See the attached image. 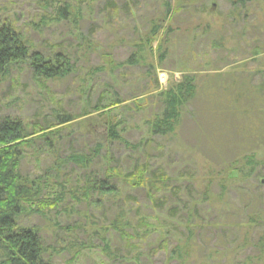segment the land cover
<instances>
[{"label":"rangeland","instance_id":"rangeland-1","mask_svg":"<svg viewBox=\"0 0 264 264\" xmlns=\"http://www.w3.org/2000/svg\"><path fill=\"white\" fill-rule=\"evenodd\" d=\"M54 1L0 0V25H14L42 53L59 46L75 53L78 36L82 35L85 42L84 48L78 50L80 56L89 57L88 64L103 68V72L96 76L82 63L84 81L81 73L78 80H74L77 75L64 81L43 82V87L32 79L26 66L16 68L13 76L0 81V118L10 116L27 123L50 124L60 112L78 115L83 109L92 111L100 97L122 99L126 101L122 107L127 110L117 112L121 127L126 129L122 143L110 144L107 140L106 125L114 110H106L70 123L64 132L69 136H64L58 155H48L45 139L33 146L38 156L34 149H27L21 172L36 179L28 187L38 191L40 198L50 200L64 187V200L58 209L42 215L33 206L19 217L22 228H37L41 233L49 247L44 260L52 264H264V257L253 247L264 234V225L241 230L225 228L230 221L242 223L257 216L264 224L261 123L246 114L244 108H248L247 102L251 105V98H238L236 102V98L218 89L216 100L212 96L209 103L203 100L210 84L231 87L235 80L236 84H246L256 104L264 109V9L259 11L258 5L257 12L250 11L246 19L233 22L225 0H167L173 11L185 6L170 19L163 0H117L120 8L129 2L131 13L120 9L119 17L109 23L110 20H98L106 0H64L71 5L68 20L55 22L51 21L55 12L50 6ZM153 25L162 31L148 45ZM169 27L172 32L166 36ZM245 27L248 30L243 31ZM135 45L144 48L137 55L138 64L123 66L135 52ZM164 51L167 54L160 60ZM253 53H258L257 57ZM105 55H110L112 64L106 62ZM185 77L194 79L199 91L197 99L183 112L174 134L151 136L147 122L155 119L156 112H162V100L157 95L181 84ZM213 78L217 82L213 83ZM156 80L157 92L137 96L154 88ZM259 87L260 93L255 92ZM236 122L245 124V133H232L230 137L227 129ZM252 128L255 130L251 133ZM97 144L102 145V150L89 171L63 163V157L73 150L83 149L86 154ZM107 167L114 173L108 177L113 175V183L122 188L120 199L98 201V196L93 195L89 202L76 203L71 193L78 191L79 195L86 173L99 175ZM49 173L52 174L46 178ZM138 181H146V187L136 188ZM149 181H164L166 188L180 192L176 195L182 200L189 197L195 201V210L207 217L210 225L203 232L188 226L174 229L167 214L169 207L176 206L175 201L161 190L158 197L166 201V210L158 212L148 195ZM186 214V210L180 212V216ZM118 217L125 219L132 230L151 233L150 238L146 236L148 240L136 246L142 253L139 261L131 260L134 256L129 258L128 247L111 227ZM189 230L194 235L193 247L186 242ZM170 238L173 245H181L180 257L172 261L160 247Z\"/></svg>","mask_w":264,"mask_h":264},{"label":"trees","instance_id":"trees-1","mask_svg":"<svg viewBox=\"0 0 264 264\" xmlns=\"http://www.w3.org/2000/svg\"><path fill=\"white\" fill-rule=\"evenodd\" d=\"M120 1L122 2V0ZM225 1L231 8L229 18H231L233 22H237L239 18L243 20L246 19V17H248V15L251 13L250 11L257 12L258 5L259 11L264 9V0ZM55 2L58 4H55ZM163 2L167 14L171 16L170 19H173V14H179L185 10V6H180L173 11L170 3H168L167 0H163ZM69 4L70 3H66L64 0H55L53 4H50V6L52 5V10L55 12V17H53L51 21H67L69 17L68 11L71 7ZM101 8L102 9L99 12L98 20L102 22L105 20H110L109 23H111L112 20L119 17L120 9L123 8L126 14L131 13L129 2L127 1L124 2L123 8H120L117 0H106ZM205 11L206 10H203V12ZM88 15L92 18L91 11ZM82 19L84 20V18ZM252 28L255 30L258 29V27ZM246 30H248L247 27L243 28V31ZM161 31L162 30L160 27H158V25H153L150 30L151 37L148 39L147 44L152 45L154 39L161 33ZM171 32L172 29L169 27L165 32L166 36ZM73 37L76 38L75 35H73ZM78 39L79 40L75 53L71 52L67 48L60 49L61 46L58 48L53 47L52 51L49 53H42L36 50L35 46L30 43L19 31H17L14 25L8 22H2L0 25V81L6 77L13 76L15 72L14 69L19 67L24 68V66H26L30 71L32 79L43 87L45 86L42 84L43 82L48 84L49 82L64 81L65 79L75 77L77 75V78L74 80H78L81 78V73L83 75L84 81L85 67L88 68V70L93 71L96 76H98L101 72H103V68L92 67L88 64L89 57L86 58L84 55L80 56V52H78V50L81 51L84 48L83 44L85 39L82 35H79ZM135 48V52L131 55V57L128 58L123 66H135L138 64L139 60L137 55L141 54L144 48L142 45H135ZM87 49L89 48L87 47ZM158 49L161 50V46H159ZM166 54V51L162 52L160 54V60L164 59ZM253 54L254 57H257L258 53ZM105 57L107 63H113L110 55H105ZM81 58L85 61L82 62L83 60L81 61ZM78 63L80 65H78ZM82 63H84L85 67ZM151 68L152 67H149L150 71ZM212 81H214L213 83L217 82L214 78ZM236 83L237 82L234 80L230 85L231 87L223 86V88L220 87L219 84H216L215 86L209 83L210 86L208 84V94H206L208 96H203V100L206 98L208 99L206 102L209 103L211 96L214 98V100H216L217 96L215 95V91L218 89H222V92L229 93L230 96L234 98V100L236 98V102L238 98H251V105H249L247 102L246 107L248 108L244 109L250 119L255 117L257 122L261 123L260 130L264 132V109L260 108L256 104V99L252 98L253 93L250 94V88H247L246 84ZM155 84L156 85L154 88L146 89L143 92L137 94V96H142L148 92H157L159 89V83L157 80L155 81ZM93 87H95V85H91V88ZM260 91L261 89L259 87L258 91L255 92L260 93ZM198 92L199 91L197 85L194 83V79L185 77L181 84L177 85L176 87H171L165 92L159 93L157 96L160 100H162V112H156L155 119L153 121L149 120L147 122L151 136H166L174 134L176 128L181 125L183 112L193 105L198 97ZM254 95L256 94L254 93ZM130 100L133 99L130 98ZM125 103L126 101L119 98L105 100V98L100 97L97 104L94 106V108H92V111H84L83 109L78 115L60 112L57 117L53 118L54 120L50 122V124L46 122L44 125H42L44 122L41 124L27 123L19 118H12L10 116L0 118V264H52L50 261L44 260L46 254L49 251V247L45 245L44 239L41 236L39 230L37 228H22V226L19 225V217L25 211H29L33 206H35L38 209V213L42 215H45V211L58 209L59 204L64 200V187H61L59 192H57V197L53 200L48 198L46 199L43 196L40 198L38 191L28 187L30 185V181H35L36 179H32L30 176L23 175L21 172L22 162L28 153L27 149H34L35 155L36 150L33 148V146L36 144V141L45 139V144H47V148L50 152L48 155L51 154L50 156H52L53 152H55V155H58L61 143L63 139H65L64 136H66V138L69 136V134L64 135V132L68 131L67 126L70 123L82 117L91 115L92 113H98L106 110H114L109 113L110 117L106 125L107 140L110 144L122 143L125 138L126 129L124 126L121 127L122 121L118 120L117 112L120 111L122 113V110H127L122 107V105ZM129 109H131V107H129ZM114 113H117V115H113ZM213 119L219 120L221 118L213 117ZM235 119L238 122V119ZM237 122L232 124L230 129H227L228 131L230 130L227 134L228 136L231 137L232 133L234 135H237L238 133H245V124L243 122L242 124ZM218 126H221V124H218ZM65 127L66 129H64ZM254 130L255 129L252 128L251 133L254 132ZM224 135L225 134L223 133V136ZM247 137L250 138L251 136L249 135ZM255 140L258 139L255 138ZM101 150L102 145L100 144L95 145V147L92 149H87L86 154H84L85 150L83 149L79 151L73 150L71 154L63 157L62 161L64 164L73 165V167H81V169L86 172L90 170L92 164H94V160L97 157L99 158ZM38 154L39 153L36 151V156H38ZM110 172H113V169L107 167L105 172L99 175H95L92 172L86 173L83 180L85 182L83 183L81 190H79V195L78 191H75L71 193V198L76 203L89 202L93 195L98 196V201H103L106 198L120 199L122 188L117 183H113L111 179L113 175L108 177L109 174H114ZM51 174L52 173L47 174L46 178H49ZM133 174L135 173H132L131 175ZM55 177L58 180L60 179L57 174H55ZM140 178L144 180L143 175H141ZM67 180H69V178H67ZM135 187H146V181H138ZM148 187V195L150 197L151 204L156 210H158V212H161L159 209L166 210V203H164L166 201L159 199L158 197V194L161 190L164 195L168 194L169 197L175 201L176 206L169 207L167 214V218L171 222L170 226H172L174 229H179L178 226H188V228H198L199 232H203L202 230L210 225L207 217L195 210V201H192L189 197H186L185 202V200H182L181 197L176 195L180 194V192L173 191L172 188H166L168 185L167 183L165 184L164 181H149ZM260 187L264 188V185L260 184ZM175 189L177 188L175 187L174 190ZM189 205L190 207L188 208ZM100 208L102 209V207ZM183 210H186L187 214L180 216V212L182 213ZM259 219L260 217L257 216L255 218L250 217L248 221L242 223H233L230 221L225 223V228L241 230V228H244L245 226H249L251 229L254 228V225L256 224H259L256 226L264 225L259 221ZM145 221L146 220L143 222ZM129 226L131 225L126 223L125 219H121L120 217L112 221L111 224L112 229L117 232L120 240L125 243L126 247H128L127 254H130L129 258L131 259V256H134L131 260L139 261V258H142V253L140 254L136 246L137 244H143L146 240H148L146 236L148 235L150 238L151 233L149 234L148 232L147 235H144V233L139 232V230H132V227ZM246 238L247 243L248 237L246 236ZM193 239L194 235H192V232L189 230V233H187L186 242L191 244L192 247L194 246V244H192ZM162 246L166 251L165 253L169 254L170 256L169 257L167 255V257H169V261L178 259L177 257H180L181 245H173L171 238L166 241H162L160 247L162 248ZM253 247L258 255L264 257V234L254 243ZM133 251L135 253H133Z\"/></svg>","mask_w":264,"mask_h":264},{"label":"water","instance_id":"water-1","mask_svg":"<svg viewBox=\"0 0 264 264\" xmlns=\"http://www.w3.org/2000/svg\"><path fill=\"white\" fill-rule=\"evenodd\" d=\"M264 182V181H263Z\"/></svg>","mask_w":264,"mask_h":264}]
</instances>
